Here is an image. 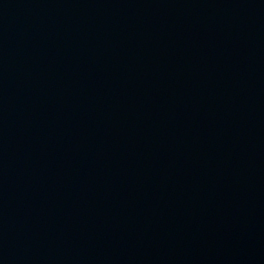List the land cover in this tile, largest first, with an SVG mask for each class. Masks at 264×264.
Here are the masks:
<instances>
[{
	"label": "water",
	"instance_id": "95a60500",
	"mask_svg": "<svg viewBox=\"0 0 264 264\" xmlns=\"http://www.w3.org/2000/svg\"><path fill=\"white\" fill-rule=\"evenodd\" d=\"M0 264H264V0H0Z\"/></svg>",
	"mask_w": 264,
	"mask_h": 264
}]
</instances>
